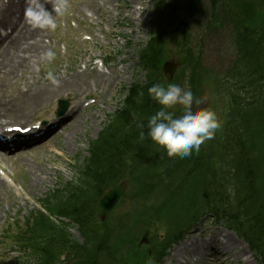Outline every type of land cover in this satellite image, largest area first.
Segmentation results:
<instances>
[{
    "label": "trees",
    "instance_id": "obj_1",
    "mask_svg": "<svg viewBox=\"0 0 264 264\" xmlns=\"http://www.w3.org/2000/svg\"><path fill=\"white\" fill-rule=\"evenodd\" d=\"M200 4L202 0H184L186 18L155 33L138 50L144 80L123 90L114 113L89 142L76 180L44 201L49 213L78 226L84 243L71 241L48 217L31 216L23 229L16 226L13 237L30 257L25 264H56L66 251L75 264H160L169 245L204 212L224 219L264 264V0H210L208 25L223 18L233 32L237 55L225 73L208 70L198 54L179 52L182 75L172 82L182 79L196 96L208 85L223 101L227 113L215 140L187 158L169 157L150 138L138 140V125H146L160 107L150 99L148 88L164 83L160 64L168 41L176 35L186 38ZM123 174L131 177L133 197L140 204L131 213L97 225L92 222L97 200ZM153 216L173 225L161 242L141 250L139 234L146 232Z\"/></svg>",
    "mask_w": 264,
    "mask_h": 264
},
{
    "label": "rangeland",
    "instance_id": "obj_2",
    "mask_svg": "<svg viewBox=\"0 0 264 264\" xmlns=\"http://www.w3.org/2000/svg\"><path fill=\"white\" fill-rule=\"evenodd\" d=\"M7 1L0 0V5H6ZM100 1L104 2L100 3ZM116 2L121 5L119 10L115 8ZM171 2H173L175 8L171 7ZM183 2L184 0H162L161 2L160 0H65L67 5L66 8L62 13L56 15L57 27L52 30L42 29L39 33L41 44L45 43V50L51 49L55 52L54 59L48 61L43 55L38 65H34L33 70L28 68L24 70L25 73L23 75L18 71L17 75H14V78H8V84L6 83V88L1 91V96L11 95V97H15L17 89L24 92L23 89H25V86L33 84L34 80L36 84L39 85L43 82H51L46 76V73L49 71H52L56 78L58 76L68 78L74 74L77 68L79 69L81 64H85V60L89 58L101 59V57L104 58V56L110 58L112 63L108 65V68L112 75L110 79L106 80V78L103 77L96 82L94 80V73H88L85 79L82 80L85 82V85L79 90H72L73 93L79 95L78 99L81 100L79 105H83L85 102L84 95L81 94L90 93L92 96L93 94H97L98 99H96L92 109L83 110L78 113L75 126L80 128V130L64 152L67 159L66 161L63 160L65 165L64 168L58 167L61 172L56 180H53L54 176L50 177L44 175V180L39 181L37 178L35 181L36 186H34V188L31 186L30 180L34 179L36 176H33L23 163L25 160H30V162L32 161L38 164L43 158H46L41 152L27 154L20 158V160H11L10 165L14 175H10L17 179L15 183L21 185L25 189L27 195L21 194L20 192H22V190L18 186H16L18 191L15 190V187L11 188L8 185L0 189V228L5 227L8 216L12 217L20 214L24 216L25 221L31 209L36 210V205L33 206L32 201L36 200L40 203L42 198H44L49 191L57 189L59 186L74 179L75 173L72 167L73 165L79 166L82 164L87 155L86 146L88 140L96 137L106 116L113 112L117 100L121 95L119 94V88L121 86L127 87L134 81H143V73L140 71V68H138L136 53L145 46L151 34L158 33L164 28L169 29L174 27L181 18L186 16L182 9ZM57 3L58 0H51V11L53 14L55 13L52 8H54ZM120 12L123 15H119ZM88 14L92 16L90 17ZM210 14L211 11H208V0H202L200 9L194 17L189 20L186 38L180 40L181 35H176L174 39L169 40L164 53L165 59L163 58L164 60L162 59V61H178V59H180L178 55L181 50L191 51L194 54H200L201 62L208 70L216 74L225 73L236 58L233 32L223 18L214 21L210 27H207V20H210ZM68 20L75 21L73 29L69 27ZM100 20L101 23L110 27L108 39H111V42L108 39H102L103 28L101 30L100 24L97 28L96 24L100 22ZM81 33L91 35V41L81 42L79 39ZM33 44L34 40L28 45L31 46ZM66 46L67 52L63 54L62 47ZM21 52L26 55L28 50L22 49ZM1 61L2 59L0 57V62ZM182 66L183 65L179 66L180 69L177 67L179 71H176L179 75H182V72H180ZM31 71H33V73H31ZM29 74H33V76L31 77ZM113 80H116L114 85ZM163 80L164 83H168L166 78H163ZM174 82L184 86V81L182 79H179L178 82ZM208 87V85H203L202 91L205 90L199 96L203 97V102L194 104V107L211 108L217 113L219 118V113L222 111L223 106L218 99H215V97L208 93L210 92ZM62 96L63 92L56 97L52 96L44 107L34 111L32 118L36 119L50 116L54 108V101L57 97ZM69 102L71 107L73 101L69 100ZM69 109L68 112L70 111ZM179 109V106H177L176 110ZM77 110L78 109H75L74 113ZM33 119H29V121ZM220 122L221 121H219V123ZM63 131L64 133L66 132L65 130ZM63 137L62 130L59 129V131L53 133L51 137L43 141L41 140V142L37 144H46L48 149L55 150V147L61 144ZM52 143L54 147L51 145ZM208 143L209 139L203 142L202 145L207 146ZM14 153L15 152L7 153V155ZM35 164L34 166H36ZM48 167L50 168L49 165ZM126 182L127 180L121 182V184L125 186L124 195L111 215L131 210V203L125 201L127 196ZM26 197L29 199H25ZM94 220L99 222L96 215ZM208 222L212 223L213 221H206L205 225H203L204 229L208 228ZM162 223L160 224L161 227L155 226L152 230H149L148 234H146L148 238L147 244L139 246V249L147 250L148 247H150V240L153 238L156 239V243L161 242L167 231V228ZM217 227L225 230L220 224H217ZM193 229L195 232L197 230L196 234H199L197 225H195ZM71 232L76 239L82 242V238L77 233L76 228H72ZM190 232L191 231L188 232L183 241L167 252L168 255L163 261L164 264H179V260L187 261L188 264L212 263L211 260L213 257L210 250H208L205 255L198 257L194 256L191 252L188 253L184 249L177 251L176 255L172 257L179 246L184 245L186 241L188 244L191 242L193 244L202 243V240H199L197 236L190 237L194 234ZM236 244L237 248L233 251L230 248L225 250L226 253L222 258L225 257L229 259L226 264H236L234 262L236 258L234 254L239 252L238 257H240L242 261H250L251 258L256 261L254 255L250 251H247L248 248L244 243V245L239 242ZM0 254L2 256L3 254H7L8 257H6L7 259L5 261L10 262L13 261L14 256H16L15 251H9L7 243L0 245ZM195 257L198 258L195 259ZM72 263H74V261H72Z\"/></svg>",
    "mask_w": 264,
    "mask_h": 264
},
{
    "label": "bare ground",
    "instance_id": "obj_3",
    "mask_svg": "<svg viewBox=\"0 0 264 264\" xmlns=\"http://www.w3.org/2000/svg\"><path fill=\"white\" fill-rule=\"evenodd\" d=\"M31 1L32 0H9L6 6H0L1 26H9L12 28L10 35L0 37V57L2 59L0 62V120H9L19 124H23L28 118H32L34 111L44 107L52 96H57L62 92H67L68 90L81 89L83 85H85V82L82 80L85 79L88 74L87 70H83L81 72L78 71L68 78L57 77V80L59 81L58 84L49 82L39 86L37 84L33 87L26 86L23 93L17 89L15 97H11V95L1 96V91H3L7 86L6 83L8 77H12L18 71L21 72L23 68L24 70L27 69V62L38 63L40 61L41 54L45 51V45L43 43L41 44L39 35L42 29L32 28L25 20V8L32 3ZM36 2L45 5V7L51 11V0H36ZM119 15H122L121 12ZM33 40L34 44L31 46L28 45ZM22 49H27L28 53L26 55L22 54ZM101 77V74H97L96 81H98ZM78 97L79 95L77 93H72L73 106L71 107L70 112H73L74 109L78 110L70 117L67 116L68 114L61 117L66 120L58 125V129L62 130L64 137L61 144L58 147H55V150L48 149L46 144L33 145L36 143L22 145L20 147L13 146L12 148L16 149V153L11 155H7L11 149H0V159L8 170H11V160H20V158L27 154H36L41 152L44 156H46V158H43V160L38 164H35L32 161L30 162V160H25L23 163L32 175L36 176L34 179L30 180L33 188L36 186L35 181L37 178L39 181H42L44 180V175H55L59 172L57 167H64V152L80 130V128L75 126L76 118L78 117V113L81 111L79 106L80 100ZM24 128L25 127H22V129ZM63 130L66 132L64 133ZM30 145L33 146L29 147ZM51 145L54 147L53 143ZM34 164L36 166H34ZM5 186V179L0 177V189H3ZM236 240L237 237L235 235L229 236L223 231H215L207 238V240H204L202 244L192 246L189 250L194 256L205 255L208 251L207 243L209 241L213 242L214 245H218V243L222 242L225 248L234 250L237 247L236 243H241L240 240H237V242ZM239 253L234 254L236 257L234 262L236 264H256L253 258H251L250 261H242V259L238 257ZM174 256L175 254L173 257ZM213 256L214 264H224L220 259H218L217 255L214 254Z\"/></svg>",
    "mask_w": 264,
    "mask_h": 264
},
{
    "label": "clouds",
    "instance_id": "obj_4",
    "mask_svg": "<svg viewBox=\"0 0 264 264\" xmlns=\"http://www.w3.org/2000/svg\"><path fill=\"white\" fill-rule=\"evenodd\" d=\"M66 6L65 0H58L57 5L52 8L55 13L53 14L45 5L32 0L25 8V20L32 28L55 29L56 15L62 13ZM43 55L51 61L55 52L49 49ZM46 76L53 84L59 83L52 71L47 72ZM148 95L160 107L148 117L146 125H138V140L150 138L164 147L169 157H189L199 151L201 144L211 139L215 130L220 127L217 113L213 109L194 107V104L203 102V97H197L187 84L182 86L175 82L153 83L148 88ZM177 106L181 109L179 112L176 111Z\"/></svg>",
    "mask_w": 264,
    "mask_h": 264
},
{
    "label": "water",
    "instance_id": "obj_5",
    "mask_svg": "<svg viewBox=\"0 0 264 264\" xmlns=\"http://www.w3.org/2000/svg\"><path fill=\"white\" fill-rule=\"evenodd\" d=\"M176 64L167 61L163 64L162 70L164 74L168 75V78H171L173 76V73L175 71ZM67 105L64 104L60 107V110L58 114H62L66 110ZM123 189L121 186H118L111 190L107 195H105L100 201L96 208L98 216L101 220H104L105 217L113 210L117 202L119 201L121 195H122Z\"/></svg>",
    "mask_w": 264,
    "mask_h": 264
}]
</instances>
